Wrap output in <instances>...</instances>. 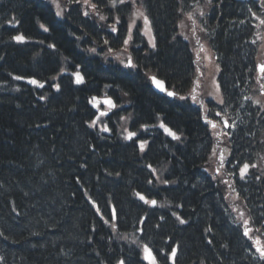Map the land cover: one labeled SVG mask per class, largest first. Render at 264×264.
<instances>
[{
    "label": "trees",
    "instance_id": "trees-1",
    "mask_svg": "<svg viewBox=\"0 0 264 264\" xmlns=\"http://www.w3.org/2000/svg\"><path fill=\"white\" fill-rule=\"evenodd\" d=\"M97 1L109 9L107 0ZM144 3L152 6L158 45L145 59L168 81L184 87L189 83L191 60L186 48L168 35L176 31L181 2ZM119 10L125 21L129 10L123 6ZM78 11L73 24L81 29L57 20L43 0H0V264H114L120 257L136 264L137 250L129 242H114L119 236L97 214L88 197L96 200L109 219V202L114 204L119 234L135 232L146 216L142 239L154 246L169 243L168 247L179 241V264H264L242 228L230 226L212 193L198 188L202 185L195 177L201 159L200 143H196L199 137L193 136L180 147L158 129L143 155L134 143L124 145L117 137L101 143L104 147L94 141L97 137L85 127L88 98L105 90L113 92V86L121 84L135 97L137 116L143 121L154 124L155 114L164 116L176 129H186L187 136L200 123L193 113L174 108L138 77L131 80L113 63L105 65L100 57L79 53L75 36L87 30L110 38L107 28L114 20L101 26L83 16L81 8ZM240 11L234 0H225L219 15L223 24L216 43L225 54L224 75L230 77L242 75L246 65L241 56V28L235 22V12ZM41 20L47 31L40 27ZM23 34L31 42L14 39ZM109 40L117 46L113 48L120 47L113 36ZM65 64H81L87 82L77 86L71 77L61 76V88L54 92L52 79L61 74ZM36 78L47 84L42 91L28 86V81ZM16 87L20 89L16 91ZM175 109H181L182 114ZM166 163L172 166L173 177L166 173L164 178L169 182L174 179L177 185L155 186L152 196L169 201L167 197L180 205L186 224L169 216L159 222L157 212L145 210L135 198V191L149 189L141 185H146L149 174L146 164ZM84 175L92 183L99 179L104 189L100 193L80 190L77 182ZM208 186L214 193L212 185ZM259 202L264 204L262 196L254 203ZM158 223L160 229L156 230Z\"/></svg>",
    "mask_w": 264,
    "mask_h": 264
},
{
    "label": "snow or ice",
    "instance_id": "snow-or-ice-1",
    "mask_svg": "<svg viewBox=\"0 0 264 264\" xmlns=\"http://www.w3.org/2000/svg\"><path fill=\"white\" fill-rule=\"evenodd\" d=\"M120 2L123 3L124 0H120ZM209 2H211V0H209ZM261 3H262V5H264V0H261ZM112 6L115 7V0H112ZM92 7L95 9V8H96V5L93 4ZM61 14H62V13H60V12L57 13V15H61ZM84 15L87 16L88 13L85 12ZM137 15H138L139 17H143L144 22H145L146 24L149 23L147 16H145L144 13H143L142 11H138ZM100 19L103 20V19H105V17L101 16ZM261 23H264V21H261ZM45 30L47 31V29H45ZM115 30H116V29L113 28V31H115ZM14 39H16L17 41H22V40L24 39V37H23L22 35H18V36H16V37H14ZM125 43H127V41H125ZM153 46H155V45H153ZM93 51H95V49H93ZM127 66H129V67H135V65L132 64L130 58H129V62H128V65H127ZM259 70H260V72H261L262 74H264V64H262V65L259 66ZM75 76H76V83H78V84H79V83H83V77L80 76L79 73H76ZM16 79H21V77H16ZM153 79H154L155 83L157 84V86H160V81L155 80V78H153ZM29 82L32 83V84H37V83H38V81H36V80H31V81H29ZM39 86H40V87H43L44 85H43V84H40ZM56 87L58 88L59 85H57ZM261 87L264 88V85H261ZM168 95H174V93L169 92ZM95 99H96V98L94 97L93 100H95ZM104 103H106L108 106H110V107H112V108L115 107V104L113 103V101H112L110 98L106 99V100L104 101ZM220 103H224V101L221 100ZM257 103H259V101H257ZM101 115H107V113H106V112H101ZM217 115H219V113H217ZM225 123H227V122H225ZM92 126H95V121H93ZM161 127H165V126H164L163 124H161ZM213 127H215V124H213ZM102 130H103V131H109V129H108L106 126H105ZM165 131H167V132H168L170 135H172L175 139H179V137L176 136V134H175L174 132H172L171 129H168V128L165 127ZM135 135H136V133H134V132H130V133L128 134V137H127V138H128V139H132V137H134ZM140 147H141V149L144 148V142H141ZM249 167H250V166H249L248 164H244L243 167L240 169V178H241V179L244 178L245 173H247ZM153 171H154V170H153ZM149 183H151V181H149ZM164 183H168V181H164ZM137 195L140 197L141 200H143V201H144L145 203H147V204L156 205V203H157L156 200H148V199H146L144 196L140 195L139 193H137ZM173 215H175V213H173ZM177 218L180 219L179 217H177ZM180 223H185V221H184L183 219H180ZM246 223H247V222H246ZM249 231H250V230L246 228L244 234H245L246 236L249 235ZM249 238H251V237H249ZM255 244L258 246V247H257V251H258L259 254H260V258H261L262 260H264V247H259V245L261 244V241H260L259 238L256 239ZM144 252L146 253V255H145V257H144L145 259H148V260L151 262V264H158V261H157V258H156V256H155V254L153 253L152 249H150L147 245L144 246ZM176 255H177V248H173V249L171 250V252H170V256H171V258H172V260H173V264H175V257H176ZM118 264H124V260H119Z\"/></svg>",
    "mask_w": 264,
    "mask_h": 264
},
{
    "label": "rangeland",
    "instance_id": "rangeland-1",
    "mask_svg": "<svg viewBox=\"0 0 264 264\" xmlns=\"http://www.w3.org/2000/svg\"><path fill=\"white\" fill-rule=\"evenodd\" d=\"M47 2H48V0H46ZM50 2H52L54 5H56L57 7H59L60 9L62 8V6H63V0H49ZM86 4H87V6H88V8L90 9V8H92V5L89 3V1L87 0L86 1ZM53 5V6H54ZM151 6V5H150ZM152 7V6H151ZM54 8H55V10H56V12L58 13V10L56 9V7L54 6ZM142 25V27H143V29L141 30V32H142V34L144 35V38H145V40L147 41V42H151L152 41V34H151V28L148 26V25H146V24H141ZM162 25L163 24H161V27H162ZM162 28H164V27H162ZM94 31H97V30H94ZM95 35L97 36V33H95ZM261 48V52L264 50V44H263V46L262 47H260ZM207 65V64H206ZM212 65V64H211ZM210 68V70L212 69V67L210 66L209 67ZM198 84V81L196 80V85ZM192 92L194 91V93H196V94H198V95H201V93L199 92V87L198 88H196V89H194V90H191ZM205 98V96H203L202 97V99H204ZM206 192H208V191H206ZM233 201H235L234 200V198H233ZM241 215H242V217H243V222L245 223V226H246V228L247 229H249L250 231H249V235L250 236H253V237H255V239H257V238H259L260 239V241H261V244H260V247H264V234H263V232L262 231H260V230H257V231H255L254 230V228H253V226H251V223H250V221L248 220V218H247V211H246V209H243L242 211H241ZM247 222V223H246Z\"/></svg>",
    "mask_w": 264,
    "mask_h": 264
},
{
    "label": "bare ground",
    "instance_id": "bare-ground-1",
    "mask_svg": "<svg viewBox=\"0 0 264 264\" xmlns=\"http://www.w3.org/2000/svg\"><path fill=\"white\" fill-rule=\"evenodd\" d=\"M56 18V17H55ZM42 24H44V25H47V24H45V22H43L42 20L40 21ZM13 88H14V86H13ZM86 138L90 141V136L89 135H87L86 134ZM79 140H81V139H79ZM96 143H98V144H101V143H106L107 141H109V139H105V137H99V138H96L95 140H94ZM91 142V141H90ZM92 143V142H91ZM89 146H91L90 145V143H89ZM101 146L102 147H104L105 145L104 144H101ZM109 146L110 147H112V144H109ZM109 146H107V147H109ZM76 180H78V178H75ZM90 178H88V176H81L80 178H79V180H78V182H77V184H78V187H79V189L80 190H83V191H85V192H89L90 190H92V189H96L97 191H99V193H100V191H101V189L103 190L104 189V187H105V185L104 184H102L101 182H100V180L99 179H96L95 178V180H93V181H95L94 183H92L90 180H89ZM76 182V181H75ZM142 186H146L145 184H141ZM106 191V190H105ZM81 195H82V197H83V194H82V192H81ZM101 196H103V195H101Z\"/></svg>",
    "mask_w": 264,
    "mask_h": 264
}]
</instances>
